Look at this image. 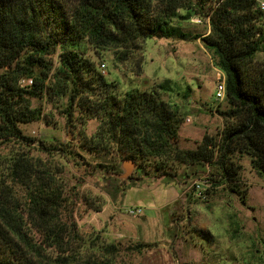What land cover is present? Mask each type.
<instances>
[{
    "label": "trees",
    "instance_id": "1",
    "mask_svg": "<svg viewBox=\"0 0 264 264\" xmlns=\"http://www.w3.org/2000/svg\"><path fill=\"white\" fill-rule=\"evenodd\" d=\"M194 17L208 20L209 34L191 35L174 25ZM200 37L225 76L230 107L219 115L229 124L218 141L204 135L195 150H181L179 108L157 89L134 88L118 97L100 71L104 63L87 52L99 61L109 52L114 64H125L148 39ZM263 45L264 13L256 0H0V144L18 146L0 156V264H118L115 244L84 239L73 217L65 215L61 171L24 151L37 145L20 125L42 117L32 99L67 95L69 122L78 110L98 120L96 133L84 143L97 157L116 151L119 161L135 162L145 175L150 165L165 170L170 162L215 164L221 182L231 187L241 170L230 160L237 153L249 156L264 177V63L255 60ZM141 64L134 66L136 75ZM158 89L169 91L165 83ZM40 145L72 155L67 146ZM99 167L107 174L119 171L114 161Z\"/></svg>",
    "mask_w": 264,
    "mask_h": 264
},
{
    "label": "rangeland",
    "instance_id": "2",
    "mask_svg": "<svg viewBox=\"0 0 264 264\" xmlns=\"http://www.w3.org/2000/svg\"><path fill=\"white\" fill-rule=\"evenodd\" d=\"M256 1L264 13V0ZM174 25L191 35L210 33L208 20L197 17L175 21ZM87 54L97 64L104 63L103 75L115 85L118 97L134 88L157 89L164 101L179 108L182 120L176 144L181 150H195L204 135L218 141L229 124L219 115L228 111V102L215 99V84L225 76L201 37L187 41L148 39L137 58L125 64H114L109 52L103 61L92 51ZM141 60L142 72L136 75L134 66ZM255 60L264 63L263 50ZM52 62L57 69V55ZM163 83L169 91L158 89ZM67 99V95L32 99L33 107H41L42 117L20 128L37 145L24 150L28 156L52 163L61 171L58 177L68 199L65 215L73 217L84 239L99 237L103 245L115 244L118 264H264V177L252 167L249 156L237 153L230 157L241 167L238 181L231 187L221 182L215 164L170 162L165 170L150 165L147 175L136 166L128 179H118L116 172L107 174L99 167L114 161L120 174L122 162L116 151L97 157L84 147L99 121L85 119L78 110L69 122L64 114ZM40 143L45 147L67 146L72 155L50 153ZM11 150H18V146L0 144V156ZM205 179L209 184L203 185L204 197L198 198L192 183ZM168 190L179 195L167 206ZM137 204L142 214L128 215L127 209Z\"/></svg>",
    "mask_w": 264,
    "mask_h": 264
},
{
    "label": "built area",
    "instance_id": "3",
    "mask_svg": "<svg viewBox=\"0 0 264 264\" xmlns=\"http://www.w3.org/2000/svg\"><path fill=\"white\" fill-rule=\"evenodd\" d=\"M99 68H100L101 73L104 74L105 66L101 65ZM22 82L25 83V84L31 85V81L30 80H28V81L24 80ZM225 93H226L225 78L224 79H219L216 82V84H215V99L217 101H223L225 99V97H226ZM204 184H209V180L205 179L202 182L200 180H195L192 183V190H193V193L195 194L196 197H198V198H203L204 197L203 196V191H202V188L204 187L203 186ZM127 213L130 216H138V215L142 214V210L139 207H129L127 209Z\"/></svg>",
    "mask_w": 264,
    "mask_h": 264
},
{
    "label": "water",
    "instance_id": "4",
    "mask_svg": "<svg viewBox=\"0 0 264 264\" xmlns=\"http://www.w3.org/2000/svg\"><path fill=\"white\" fill-rule=\"evenodd\" d=\"M136 168V163L130 160L122 162V173L116 174L115 177L118 179H128Z\"/></svg>",
    "mask_w": 264,
    "mask_h": 264
},
{
    "label": "crops",
    "instance_id": "5",
    "mask_svg": "<svg viewBox=\"0 0 264 264\" xmlns=\"http://www.w3.org/2000/svg\"><path fill=\"white\" fill-rule=\"evenodd\" d=\"M168 191H169V193H168V195H169V201L167 202V206L168 205H173L174 202L178 200V196L177 195H179V193L176 192V191L175 192L172 191V190H168ZM139 202L141 203L142 201L139 200ZM150 206H151V204H150ZM135 207H139L140 208L139 204H137Z\"/></svg>",
    "mask_w": 264,
    "mask_h": 264
}]
</instances>
